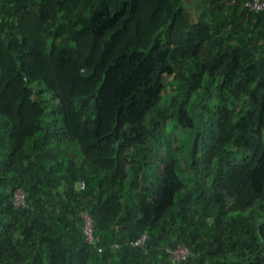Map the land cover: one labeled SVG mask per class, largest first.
Wrapping results in <instances>:
<instances>
[{
	"label": "trees",
	"instance_id": "16d2710c",
	"mask_svg": "<svg viewBox=\"0 0 264 264\" xmlns=\"http://www.w3.org/2000/svg\"><path fill=\"white\" fill-rule=\"evenodd\" d=\"M199 1L0 0V264H264V9Z\"/></svg>",
	"mask_w": 264,
	"mask_h": 264
},
{
	"label": "built area",
	"instance_id": "2783aa9c",
	"mask_svg": "<svg viewBox=\"0 0 264 264\" xmlns=\"http://www.w3.org/2000/svg\"><path fill=\"white\" fill-rule=\"evenodd\" d=\"M231 2H235L236 0H229ZM244 7H246L249 10L258 11L261 9H264V0H245L243 3ZM78 186L81 188L84 186V182L80 181ZM14 203L16 205L21 204L23 201V193L22 190L17 189L14 193ZM81 219H82V232L84 234L85 240L89 243H95L97 241V237L94 234V225L91 215L88 211H83L81 213ZM146 238V234L143 233L140 237H138L135 241H133L134 245H141ZM114 243L112 246H115ZM101 249V248H100ZM170 256L175 262L176 260L180 258H184L188 253L189 249L185 244H178L173 249H168Z\"/></svg>",
	"mask_w": 264,
	"mask_h": 264
},
{
	"label": "rangeland",
	"instance_id": "374dc122",
	"mask_svg": "<svg viewBox=\"0 0 264 264\" xmlns=\"http://www.w3.org/2000/svg\"><path fill=\"white\" fill-rule=\"evenodd\" d=\"M185 4L187 9L190 11L193 17L196 16V13L200 9V1L199 0H185Z\"/></svg>",
	"mask_w": 264,
	"mask_h": 264
},
{
	"label": "clouds",
	"instance_id": "9594fccd",
	"mask_svg": "<svg viewBox=\"0 0 264 264\" xmlns=\"http://www.w3.org/2000/svg\"><path fill=\"white\" fill-rule=\"evenodd\" d=\"M78 184H79V182H78ZM78 187H79V186H78ZM141 235H142V234H141ZM141 235H140V236H141ZM140 236H139V237H140ZM135 240H136V239H135ZM135 240H134V241H135ZM143 243H144V242H143ZM143 243H142V244H143ZM132 244H133V241H132ZM142 244H141V245H142ZM176 246H177V245H176ZM176 246H175V247H176ZM175 247H173V248H175ZM173 248H168V249H173ZM188 249H189V248H188ZM188 254H189V253H188ZM188 254H187V255H188ZM187 255H186V256H187ZM186 256H185V257H186ZM170 259H171L172 264H175V262L178 261V260H180L181 258L178 259V260H176L175 262H173L171 256H170Z\"/></svg>",
	"mask_w": 264,
	"mask_h": 264
}]
</instances>
